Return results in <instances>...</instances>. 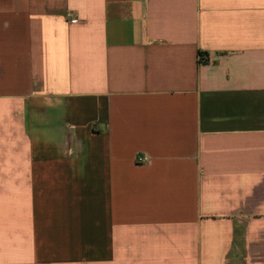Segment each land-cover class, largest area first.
Returning <instances> with one entry per match:
<instances>
[{
    "label": "crops",
    "instance_id": "obj_1",
    "mask_svg": "<svg viewBox=\"0 0 264 264\" xmlns=\"http://www.w3.org/2000/svg\"><path fill=\"white\" fill-rule=\"evenodd\" d=\"M0 264H264V0H0Z\"/></svg>",
    "mask_w": 264,
    "mask_h": 264
},
{
    "label": "trees",
    "instance_id": "obj_2",
    "mask_svg": "<svg viewBox=\"0 0 264 264\" xmlns=\"http://www.w3.org/2000/svg\"><path fill=\"white\" fill-rule=\"evenodd\" d=\"M199 58L202 61L204 59V54L203 53H199Z\"/></svg>",
    "mask_w": 264,
    "mask_h": 264
},
{
    "label": "built area",
    "instance_id": "obj_3",
    "mask_svg": "<svg viewBox=\"0 0 264 264\" xmlns=\"http://www.w3.org/2000/svg\"><path fill=\"white\" fill-rule=\"evenodd\" d=\"M137 160L138 162H143L144 159L141 157V158H138Z\"/></svg>",
    "mask_w": 264,
    "mask_h": 264
}]
</instances>
